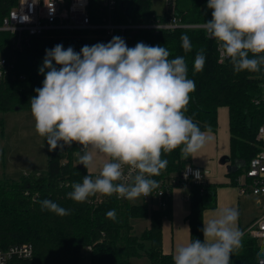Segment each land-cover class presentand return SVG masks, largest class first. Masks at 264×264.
Returning <instances> with one entry per match:
<instances>
[{
  "label": "clouds",
  "instance_id": "obj_1",
  "mask_svg": "<svg viewBox=\"0 0 264 264\" xmlns=\"http://www.w3.org/2000/svg\"><path fill=\"white\" fill-rule=\"evenodd\" d=\"M207 8L212 19L203 28L234 73L261 72L264 0H208ZM181 42L185 52L192 50L188 35ZM170 56L164 46L128 47L119 36L80 52L62 44L45 50L42 87L29 102L36 133L50 151L79 144L78 163L86 170L95 166L94 157L105 158L97 175L71 185L67 198L82 203L97 194L147 197L158 187L152 177L167 167L165 154L180 148L187 159L206 145V133L185 115L195 81L188 78L185 58ZM205 59L200 49L194 72L203 70ZM194 175L199 178V172ZM40 204L42 211L70 215L50 199ZM106 217L115 220V210ZM238 218V210L228 207L203 221V241L190 239L177 247L174 264H231L232 254L243 246ZM258 255L264 256V248Z\"/></svg>",
  "mask_w": 264,
  "mask_h": 264
},
{
  "label": "trees",
  "instance_id": "obj_2",
  "mask_svg": "<svg viewBox=\"0 0 264 264\" xmlns=\"http://www.w3.org/2000/svg\"><path fill=\"white\" fill-rule=\"evenodd\" d=\"M18 0H0V19L17 4ZM208 0H177L176 8L187 21H209L211 10ZM98 0H90L89 12L93 20L103 21L98 13ZM157 16L151 0H118L113 11L116 22H146ZM91 34L95 44L108 43L113 37L105 36L103 30L52 31L34 36L19 49L11 44L9 32L0 33V52L15 58L17 71L24 78L0 80V112L10 109L30 108V98L35 89L42 87L44 75L36 67V60L45 57V50L62 44L76 52L89 44ZM188 35L192 50L185 52L181 36ZM128 47L143 42L149 46H164L171 53L170 58L183 56L188 65V78L195 81L196 90L185 115L191 117L201 131L216 130L218 109L229 108L231 155L242 158L247 164L260 150L264 140L258 139V128L264 122V104L257 103L261 92V74L243 71L234 73L229 60L219 61L216 42L207 37L203 30L177 29L174 31L138 30L127 32ZM203 49L205 64L202 71L194 72V59ZM59 67V66H57ZM2 123V120H0ZM47 144V143H46ZM47 171L39 177L23 175L19 179L0 176V248L12 244L31 242L34 254L31 258L14 260L8 264H84L81 253L86 246H92L88 264H174L173 254L163 251V220L172 217V198L164 208L153 207L146 202L120 201L112 196L97 194L85 202L78 203L67 198L71 185L82 182L85 175H91L78 163L76 153L79 144L65 146L63 150H49ZM162 158L167 159L166 169L152 177L157 183L181 171L186 162L177 148ZM239 172V171H238ZM236 174V173H235ZM191 229L190 239L203 241L204 211L215 198V187L210 183L193 182L189 188ZM50 199L70 210V215L57 216L41 210L40 201ZM115 210L116 219L106 217L109 210ZM150 218V225L140 234L133 232V219ZM242 228V247L231 257V264H260L261 246L247 235ZM245 232V233H244ZM132 258H146L145 262H132Z\"/></svg>",
  "mask_w": 264,
  "mask_h": 264
},
{
  "label": "built area",
  "instance_id": "obj_3",
  "mask_svg": "<svg viewBox=\"0 0 264 264\" xmlns=\"http://www.w3.org/2000/svg\"><path fill=\"white\" fill-rule=\"evenodd\" d=\"M176 1L166 0L167 12L163 15L157 14L150 21L116 22L113 19V11L118 0L99 2L98 13L103 16V21L92 19L89 12L90 0H18L17 4L0 19V33L9 32L12 35L13 48L19 49L32 37L52 31L103 30L105 36L123 38L127 46V32L133 33L143 29L153 32L177 29L205 31L203 24L207 21L185 20L177 11ZM218 53L219 61H225L219 50ZM16 62L15 58L0 52V80L24 78V74L18 73ZM261 79L262 89L256 101L264 104V68H262ZM257 138L264 140V122L258 128ZM80 153L83 154L81 150ZM196 172H199V178L194 175ZM209 173L208 169L187 163L180 172L162 179L151 195L140 196L141 200L138 203L146 202L153 207L164 208L168 206V200L172 198L175 188H190L193 182L206 183ZM234 184L241 194H251L256 197L261 214L251 222L245 232L254 237L259 245L264 246V149L253 156L244 170L235 176ZM114 197L120 201L128 200L118 198L115 194ZM187 197L190 199L189 194ZM128 201L131 202V200ZM86 249L91 251L92 246H86ZM33 254L34 246L31 242L12 244L6 248H0V264L31 258ZM259 263L264 264V256L259 257Z\"/></svg>",
  "mask_w": 264,
  "mask_h": 264
},
{
  "label": "crops",
  "instance_id": "obj_4",
  "mask_svg": "<svg viewBox=\"0 0 264 264\" xmlns=\"http://www.w3.org/2000/svg\"><path fill=\"white\" fill-rule=\"evenodd\" d=\"M208 137L206 145L193 156L184 161L208 169L207 182L215 187V198L208 203L204 211V221L212 218L221 209L232 207L238 210V228H247L251 222L245 216L244 203L248 194H241L236 187L235 176L242 172L247 162L242 158H232L229 108L221 106L218 109V126L216 130L204 131ZM228 155L230 160L226 164L220 159ZM95 166L88 170L94 177L105 162L103 156L94 157ZM231 164L235 170L229 171ZM239 171V172H238ZM236 173V174H235ZM40 175V174H39ZM36 176V175H35ZM189 188H175L172 193V217L163 220V251L174 254L175 249L190 240L191 229L188 215L190 212ZM249 223V224H248ZM246 230V229H245Z\"/></svg>",
  "mask_w": 264,
  "mask_h": 264
},
{
  "label": "rangeland",
  "instance_id": "obj_5",
  "mask_svg": "<svg viewBox=\"0 0 264 264\" xmlns=\"http://www.w3.org/2000/svg\"><path fill=\"white\" fill-rule=\"evenodd\" d=\"M104 0H98L103 2ZM153 10L160 15L167 12L166 0H151ZM135 33V32H133ZM95 35L91 34L88 46L95 43ZM44 57L36 60V67L43 65ZM47 71V70H45ZM0 176L9 179H19L23 175H36L47 171L49 152L44 138L35 131V121L30 108L10 109L0 112ZM78 153L76 158L78 159ZM244 203L245 216L249 223L261 214L256 197L248 194ZM141 197L131 202L138 203ZM248 223V224H249ZM133 232L140 234L150 225V218L133 219ZM245 233V232H244ZM247 235H249L247 233ZM250 236V235H249ZM90 251L84 248L81 253V261L84 264L90 262ZM132 262H145L146 258H132Z\"/></svg>",
  "mask_w": 264,
  "mask_h": 264
},
{
  "label": "water",
  "instance_id": "obj_6",
  "mask_svg": "<svg viewBox=\"0 0 264 264\" xmlns=\"http://www.w3.org/2000/svg\"><path fill=\"white\" fill-rule=\"evenodd\" d=\"M229 160H230V157H229L228 155H225V156H223V157L220 159V163H222V164H226V163H228ZM227 169H228L229 171H231V170H235V167L232 166L231 164H228V165H227ZM36 177H39V175L36 176Z\"/></svg>",
  "mask_w": 264,
  "mask_h": 264
}]
</instances>
